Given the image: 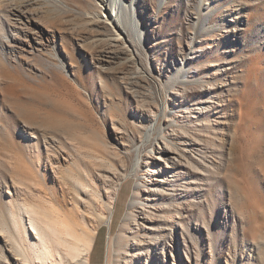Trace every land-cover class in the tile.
<instances>
[{"label": "rangeland", "instance_id": "obj_1", "mask_svg": "<svg viewBox=\"0 0 264 264\" xmlns=\"http://www.w3.org/2000/svg\"><path fill=\"white\" fill-rule=\"evenodd\" d=\"M20 7L29 17L27 39L11 43V22L0 19V227L13 230L9 213L19 214L17 205H60L70 178L86 179L98 202L120 183L110 224L87 216L85 227L96 230L92 264H132L115 238L139 178L140 207L172 239L164 252L146 249L133 264H233L237 244L244 251L261 246L264 0H137L144 44L133 36L134 48L127 37L134 73L109 46H96L100 27L83 19L101 9L94 0H24ZM200 12L208 13L204 25L212 31L197 37ZM51 37L64 68L47 45ZM179 67L183 83L168 85ZM156 110L161 129L168 114L175 126L192 121L200 140H189L201 144L192 156L202 165L184 162L176 175L160 174L158 143L142 144L146 117ZM133 144L141 166L127 176ZM151 189L163 197L148 200ZM1 243L0 230V251ZM7 261L0 255V264Z\"/></svg>", "mask_w": 264, "mask_h": 264}, {"label": "bare ground", "instance_id": "obj_2", "mask_svg": "<svg viewBox=\"0 0 264 264\" xmlns=\"http://www.w3.org/2000/svg\"><path fill=\"white\" fill-rule=\"evenodd\" d=\"M23 1L0 0V19L11 22L7 24L10 29L8 35L10 34L9 41L11 43H19L22 42L21 39L26 38L23 28L26 27V24L28 25L29 17L25 16L22 7H20ZM47 1L53 2L55 0ZM94 2L101 9L99 11H86L83 13V19L85 24H90V27H100L97 31L96 46H109L115 54V58L120 59V57H123V60H127V66L124 70L134 73L137 65L132 57L133 48L130 44H127V37L134 48L136 46L134 45L133 36L139 45L144 44V29L136 12L137 0H94ZM207 15L208 13L202 15L201 12L198 15L199 22L194 27L197 37L212 31L204 25ZM43 34L42 37H44ZM42 37L38 39L42 41ZM46 38L44 37L45 40ZM47 45L51 48V53L59 60L61 67L64 68L58 54L59 49L52 37ZM185 73L186 70L179 67L175 70V77L169 80L168 85L182 84L183 82H178L177 78L184 77ZM137 79L139 78L137 77ZM141 80L146 81L143 77L140 78ZM130 83H134V86L139 85V81L133 78H130ZM153 95L155 96V93ZM145 104L147 102L142 103V107H145ZM157 112L158 110H156V115L150 114L146 117L147 124L144 128V141L142 144L158 143L156 146L157 152L155 153L157 157L154 160L165 166L164 172H162L163 167L159 168L160 174L164 173L166 175L170 170L175 173L178 169L187 168L184 162L188 164L198 162V165H202L199 160L192 156V153L198 151L195 146L201 145L200 142L189 140L191 136H194L195 140H200L198 138L199 132L191 128L193 126L192 121L189 119L187 125L175 126V118L168 114L166 116L167 126L161 129L157 126ZM170 128L175 132L167 135L165 129L169 130ZM206 140L209 144L213 142V138L210 137H207ZM132 147L134 149V160L127 176L136 175L141 166L140 147L134 144ZM181 155L184 156V159L181 158ZM192 173L195 176L198 175L196 172L192 171ZM175 175H170V177H175ZM167 181L166 179L165 182ZM65 184L67 187L62 190L65 197L60 205H43L39 208L27 203L15 207L19 214L9 213L13 230L2 225L0 227L2 239L0 255L12 258V261L6 262L7 264H69L72 259H79L78 264H89V256L94 248L96 230L85 227L89 221L87 216L93 217L98 225H109L121 184L115 185L111 191L112 195L107 194L106 199H103L102 202H98L92 197L93 195L98 196L99 193L90 187L86 179L75 178L72 180L70 178ZM141 184L138 178L127 210L121 220L120 230L115 238V245L117 247L121 246L124 253L128 249L125 254L130 257L132 264L135 262V258H140V252L146 249L164 252L166 247L169 246L167 245L169 240L172 239V235L168 232H161L164 228L157 226L156 220L150 217L149 212L145 213V209L140 207H144V203L138 199V195L143 192ZM163 195V191L151 189L150 196H152V199L148 200L156 201L162 198ZM22 215L26 216L24 222L20 221ZM18 238H23L21 241H23L24 248L18 243ZM237 246L238 248L235 249L231 260L233 264H263L264 242L258 248L256 247L250 251H244V246L241 244H237ZM114 255H117L116 251Z\"/></svg>", "mask_w": 264, "mask_h": 264}, {"label": "crops", "instance_id": "obj_3", "mask_svg": "<svg viewBox=\"0 0 264 264\" xmlns=\"http://www.w3.org/2000/svg\"><path fill=\"white\" fill-rule=\"evenodd\" d=\"M93 251V250H92ZM91 254H92V252H91ZM91 254H90V256H89V264H92L91 263Z\"/></svg>", "mask_w": 264, "mask_h": 264}]
</instances>
